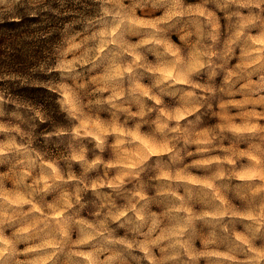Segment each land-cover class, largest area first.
I'll list each match as a JSON object with an SVG mask.
<instances>
[{
  "label": "clouds",
  "instance_id": "clouds-1",
  "mask_svg": "<svg viewBox=\"0 0 264 264\" xmlns=\"http://www.w3.org/2000/svg\"><path fill=\"white\" fill-rule=\"evenodd\" d=\"M0 264H264V0H0Z\"/></svg>",
  "mask_w": 264,
  "mask_h": 264
}]
</instances>
